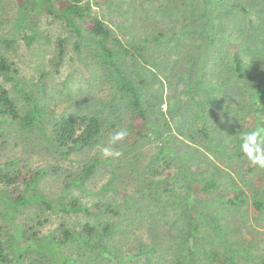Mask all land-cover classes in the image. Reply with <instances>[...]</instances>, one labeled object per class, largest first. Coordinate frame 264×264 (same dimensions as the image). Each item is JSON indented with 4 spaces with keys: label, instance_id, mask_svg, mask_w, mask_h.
I'll list each match as a JSON object with an SVG mask.
<instances>
[{
    "label": "rangeland",
    "instance_id": "1",
    "mask_svg": "<svg viewBox=\"0 0 264 264\" xmlns=\"http://www.w3.org/2000/svg\"><path fill=\"white\" fill-rule=\"evenodd\" d=\"M86 2L107 22L115 36L145 44L142 57L122 56V61L138 78L146 101L152 104L151 128L158 129L163 136L153 135L129 145L122 121L113 134L99 143L80 147L67 156L57 145L46 143L38 131L23 129L11 118L3 119L0 162L17 157L23 169H48L36 184L35 192L53 200L78 197L91 210L64 214L30 203L20 208L15 221L28 232H35L36 237L59 238L64 226L77 232H83L86 223L97 227V231L88 235L90 244L73 238L60 246L75 264H168L179 247V234L186 228L188 200L192 198L202 212L194 237L195 264H230L229 255L238 264H260L264 257V204L259 211L254 200L261 199L264 203V167L254 165L241 144L243 134L254 130L256 123L264 130V112L259 120L254 109L240 98L239 94H246L248 90L244 81L252 83L251 79L236 78L226 81L222 90L215 88L216 77L225 66L229 44L223 46L224 57L215 59V48L209 46L208 30L203 25L208 18L205 0ZM20 11L17 0H0V38L15 42L10 47L0 44V53L14 62L34 85H38L39 75L46 71L48 93L42 99L54 105L53 116L108 111L102 68L92 58L89 48L75 50V34L64 20L42 10L35 12L32 5H27L22 10V21H17ZM34 13H38L34 25L38 36L28 46L23 32ZM45 32L53 39L57 35L66 36V55L58 68L49 60L54 43H46ZM222 45L218 43L214 47ZM257 61L255 53L246 57L249 74L254 73ZM224 75L226 80L231 77L227 71ZM5 79L0 75V82L5 83ZM187 80L196 87L198 100L203 102L202 111L181 101L180 94ZM6 85L11 88V83ZM224 91L237 92L238 106L234 110L222 109ZM213 96L218 97L213 100ZM16 99L23 107L19 95ZM245 100L248 102V97ZM125 116L126 111L122 110L121 117ZM199 121L209 124L208 138L200 129ZM117 132L125 135L113 143L112 137ZM163 139L182 156L187 154L183 163L198 178L194 189L188 187L189 182L178 166L179 156L169 162L157 156ZM105 148L112 154L105 155ZM95 155L102 160L96 172L78 182L81 166ZM206 180H215L219 185L204 191L201 185ZM5 193L11 194L12 188L1 179V209V196ZM235 195H242L244 201ZM231 198L236 205L229 202ZM97 202H111L119 213L93 210ZM106 224L113 226L108 232L103 230ZM10 241L9 238L5 243L9 246V260L0 264H30L43 258L37 250L29 248L19 259L10 250ZM141 245L152 246L154 250L139 252ZM214 251L219 256L210 257L208 253Z\"/></svg>",
    "mask_w": 264,
    "mask_h": 264
},
{
    "label": "trees",
    "instance_id": "2",
    "mask_svg": "<svg viewBox=\"0 0 264 264\" xmlns=\"http://www.w3.org/2000/svg\"><path fill=\"white\" fill-rule=\"evenodd\" d=\"M17 2L21 9L17 21H22L21 18L24 15L22 10L27 5H32L35 12L42 10L54 18L66 22L75 34L73 45L75 50L81 51L83 46L89 48L92 58L102 68V79L108 91L105 93L108 111L99 109L89 115L74 113L61 117L53 116L54 105H51L48 100L42 99L48 93L47 82L44 79L46 71H42L39 75L38 85H34L33 80H29L23 75L21 69L16 67L14 62L10 61L4 53H0V75L6 78L5 83L0 82V122L5 118H11L23 129L38 131L46 143L57 145L60 152L67 156L75 153L80 147L99 143L102 138L111 134L122 121L126 125V139L129 145H135L142 139L150 138L153 135L163 136L158 129L153 131L151 128L152 104L146 101L138 78L131 74L122 61V56L142 57L145 44L139 41H125L115 36L107 22L95 14L93 7L86 0H17ZM205 6L208 18L203 25L208 30L209 46L215 48V59L224 57L223 46L227 47V42L229 44L228 55L224 57L225 66L216 77L215 88L222 90L221 88L226 86L224 83L228 80L251 79L253 84L250 81H244V85L248 86L247 93L239 95L246 106L254 109L256 117L260 120L262 112H264V0H210L209 3L208 0H205ZM36 17H38V13L32 15L28 27L23 32L25 43L28 46L33 45L38 36L34 30V25L37 22ZM44 34L46 43H54V50H52L49 60L58 68L66 55V36L57 35L53 39L47 36L46 32ZM14 43V40L0 38V44L7 47ZM218 43L223 45L220 48L214 47ZM250 53H255L259 63L254 68L253 74H249L250 70L247 71L245 65L246 57ZM206 54L211 59V54L208 51ZM224 71L231 75L227 80ZM6 83H11V88ZM15 92L16 95L13 94ZM17 95L20 96L23 107L17 103ZM222 96L224 97V100L221 101L223 110L231 111L238 106L236 91H224ZM217 97L213 96L212 99L215 100ZM246 97H248V102L245 100ZM180 98L188 107H196L202 111L203 102L198 100L196 87L191 81L184 82ZM205 101H208L206 97ZM178 107L180 110V104ZM122 110L126 111L124 118L121 117ZM114 118L116 121H113ZM199 123L201 124L200 129L208 138L210 136L207 129L209 124L203 121H199ZM254 130H259L264 136V130L259 123L254 125ZM186 155L182 156L177 148L164 139L157 153V156H161L168 162L169 159L172 161L176 156H179L178 166L182 169L189 182L188 187L192 190L195 188L198 178L194 177L183 163V158ZM9 160L0 162V180L2 179L12 188L11 194L5 193L1 196L3 205L2 209L0 208V220L5 224L0 221V261L3 263L9 260L7 252L9 246L5 243L10 238V245L12 244L10 250H14L19 259L25 256V252L29 248L42 254L43 258L35 259L30 264H75V260L61 250L60 246L73 238L84 244H90L87 240L88 235L97 231V227L86 223L83 232H77L64 226L59 238L51 235L36 237L35 232H28L23 225L15 221V215L22 206L30 203L64 214L90 213L91 210L83 205L78 197L53 200L35 192L36 184L44 173L48 172V169L30 167L23 169L19 165L20 160L17 157ZM101 162L98 155L92 156L84 162L78 182L87 180L93 175ZM218 185L219 183L215 180H206L201 185V189L208 191ZM234 197L239 201H244L242 195ZM233 201V198L229 199L230 203L236 205ZM254 203L259 211L264 204L261 199H255ZM93 210L119 213V210L111 202H97L93 205ZM186 214V228L179 234V236L181 235L179 247L171 255L168 264H195L196 262L197 246H195L194 237L202 212L192 198L188 200ZM112 227V225L106 224L103 230L108 232ZM147 250H154V247H144L143 245L139 247V252ZM208 255L217 257L219 253L214 251ZM229 256L230 264H238L234 256ZM260 264H264V257Z\"/></svg>",
    "mask_w": 264,
    "mask_h": 264
},
{
    "label": "clouds",
    "instance_id": "3",
    "mask_svg": "<svg viewBox=\"0 0 264 264\" xmlns=\"http://www.w3.org/2000/svg\"><path fill=\"white\" fill-rule=\"evenodd\" d=\"M124 135V132H117L112 137L113 143L122 139ZM241 149L254 165L264 167V136L259 130H252L243 134ZM103 151L105 155L112 154L108 148Z\"/></svg>",
    "mask_w": 264,
    "mask_h": 264
}]
</instances>
